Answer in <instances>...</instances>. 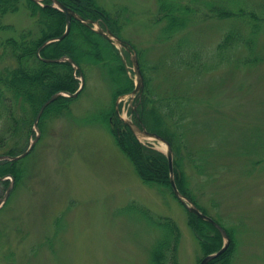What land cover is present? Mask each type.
Wrapping results in <instances>:
<instances>
[{
    "label": "rangeland",
    "instance_id": "1",
    "mask_svg": "<svg viewBox=\"0 0 264 264\" xmlns=\"http://www.w3.org/2000/svg\"><path fill=\"white\" fill-rule=\"evenodd\" d=\"M95 1L112 16L124 10L119 35L139 52L154 97L189 92L184 145L173 153L186 175V190L205 215L228 229L234 239L231 264H264V0H177L194 12L167 40L156 38L161 27L154 22L156 0ZM238 8L241 15L217 12ZM229 30L236 38L225 45ZM27 32L38 34L35 16L18 0L17 10L0 14V42ZM181 37L188 48L197 47L205 66L194 67L190 51L174 56V71L162 63ZM182 57L193 66L184 65ZM125 59L134 82L126 52ZM85 69L83 87L68 110L46 116L32 149L17 159L19 182L0 176V198L12 182L0 207V264H152L158 230L129 208L134 204L170 218L179 231L178 264H198L204 256L185 204L172 188L145 184L105 124L94 120L111 105L116 87L107 68L98 63ZM134 99L118 98L123 119L133 120ZM26 131L17 141L27 148L36 131L25 137ZM4 133L8 136L0 126ZM138 139L166 150L159 141Z\"/></svg>",
    "mask_w": 264,
    "mask_h": 264
},
{
    "label": "trees",
    "instance_id": "2",
    "mask_svg": "<svg viewBox=\"0 0 264 264\" xmlns=\"http://www.w3.org/2000/svg\"><path fill=\"white\" fill-rule=\"evenodd\" d=\"M25 1L30 14L35 16L38 34L31 36L28 34L29 32L21 33L18 38L8 37L0 42V126L6 128L8 132V136L5 133L0 134V154L15 155L22 152L26 148V144H20L17 138L21 137L25 127L27 128L25 137L28 136L40 105L57 91L69 93L76 91L80 84L79 74L81 73L83 78H86L85 68L99 63L107 68V73L116 87L112 94L111 105L107 108L104 107L100 114L94 117V120L100 119L105 124L116 145L129 158L145 184H157L171 190L169 164L164 152L140 141L116 113V99L133 89V79L128 75L129 69L115 45L89 26L70 18L69 32L63 38L50 41L42 46L47 39L57 37L63 32L65 26L64 13L51 6L50 0H41V3L34 0ZM59 1L82 17L96 20L102 27H107L120 36L118 19L124 10L116 11L115 16H112L95 0ZM156 1L154 22L161 23L156 38L167 40L186 27L194 9L177 0ZM17 2L18 0H0V14L17 10ZM217 12L220 16H235L241 15L243 10L239 8L237 11L218 9ZM250 17L254 18L255 15L250 13ZM252 24L253 27L258 28L257 23L253 22ZM235 34L234 30L227 31L224 35L223 44H231L232 40L236 38ZM75 37L79 39V42L75 41ZM189 46L186 38L181 37L175 41L173 48H170L165 54L162 63L174 71L177 68L175 62H178V57L174 56L180 55L182 51L184 53L190 51L188 56L195 57L197 61L194 62V67L205 66L203 61H199L197 47L193 49L188 48ZM39 47L41 48L38 55L37 49ZM136 54L143 75L144 87L141 95H136V99H134L135 108H130L133 120L139 127L156 133L167 140L172 153L176 156L178 152L180 153V147L184 145L183 140L186 137V126L182 125V122L190 111L189 92L181 91L178 92L179 94L172 92L164 97L161 95L154 97V92L148 85V78L145 76L144 68L140 62V54L137 51ZM63 55L72 58L79 70H75L68 61L50 62L41 59L57 58ZM170 58L171 60H169ZM181 60L184 65L193 66L190 59L182 57ZM73 100V97L58 96L44 108L38 126L46 116L66 112ZM180 127L183 130H180ZM11 138L12 144L7 145ZM172 163L177 188L205 213L204 208L198 205L192 195L187 192L186 175L179 169L176 157L173 158ZM18 165L17 160H1L0 176L9 174L14 178V183H18L23 176L22 168ZM129 208L136 210L138 214L140 213L158 230L150 250L152 264H178L176 250L179 231L175 223L168 217L160 219L135 204ZM188 221L196 234L203 256L216 252L221 247L223 237L215 225L189 211ZM224 229L230 238L229 246L205 264H231L234 239L230 237L228 229L225 227Z\"/></svg>",
    "mask_w": 264,
    "mask_h": 264
},
{
    "label": "water",
    "instance_id": "3",
    "mask_svg": "<svg viewBox=\"0 0 264 264\" xmlns=\"http://www.w3.org/2000/svg\"><path fill=\"white\" fill-rule=\"evenodd\" d=\"M34 1H38V0H34ZM52 1V6L61 10L64 13L65 16V29L63 31L62 34H60L57 37L54 38H50L47 39L43 44H47L50 41L53 40H59L61 38H63L69 31L70 28V18L73 17L74 19L80 21L81 23L85 24L86 26H89L92 30H94L95 32H97L98 34H100L102 37H104L107 41L111 42L112 44L115 45V47L118 49V51L121 54L122 60L125 63L126 59H125V55L123 54V49H125L128 54H129V59L131 61L132 64V70L135 74V80H134V88L132 89V91L129 93L130 96H134V94L140 95L142 90H143V86H144V81H143V76L139 67V63L137 60V54L136 52L132 49L131 45L129 43H127L126 41H124L123 39H121L119 36H117L115 33H113L109 28L107 27H102L100 25V23L96 20H91L88 18H84L81 15H79L76 11H74L73 9H71L70 7L66 6L65 4H63L61 1L59 0H51ZM41 47H39L37 49V54L39 55V50ZM44 61H50V62H58V61H68L75 70H79L78 65L76 64V62L70 58L67 55H63L57 58H41ZM126 65V64H125ZM79 79H80V85L78 87V89L72 93L69 92H63V91H57L55 93H53L51 96H49L39 107V109L37 110L34 119H33V123H32V131L35 130L36 131V135L35 137L30 141L29 146L20 154L18 155H9V154H0V161L1 160H17L23 156H25L33 147V145L35 144V142L38 139L39 136V127H38V121H39V117L42 114L44 108L54 99H56L58 96L60 95H65L68 97H75L77 96V94L79 93V91L82 89L83 84H84V78L82 76V74H79ZM119 98V97H118ZM118 98L116 99L115 105H116V112L119 115V110H118ZM135 108V107H134ZM121 117V116H120ZM122 118V117H121ZM123 119V118H122ZM125 123L129 126V128L133 131V133L137 136V137H145V138H150L159 142H162L166 145V150L164 151L167 160H168V164H169V170H170V185L172 188L173 193L176 195V197L185 204L186 209L191 212L194 213L196 216L211 222L213 225H215L217 227V229L220 231L222 237H223V244L222 246L213 253L207 254L205 255L198 264H205L206 262H208L209 260L213 259L214 257L218 256L219 254H221L223 251L226 250L228 243H229V237L226 233V231L219 225L217 224L211 217L205 215L203 212H201L199 210V208L190 200L188 199L185 195H183L177 188L175 181H174V177H173V171H172V158H173V153H172V149L169 145V143L167 142V140H165L163 137H161L160 135L153 133V132H149L147 131L145 128L143 127H139V125H137L133 120L130 119H124ZM4 177H0V180H3ZM12 186V182L10 183V185L7 187V190L5 191L4 195L0 198V206L3 204V202L5 201L7 194L9 192V189Z\"/></svg>",
    "mask_w": 264,
    "mask_h": 264
},
{
    "label": "bare ground",
    "instance_id": "4",
    "mask_svg": "<svg viewBox=\"0 0 264 264\" xmlns=\"http://www.w3.org/2000/svg\"><path fill=\"white\" fill-rule=\"evenodd\" d=\"M160 143H162V142H160Z\"/></svg>",
    "mask_w": 264,
    "mask_h": 264
}]
</instances>
